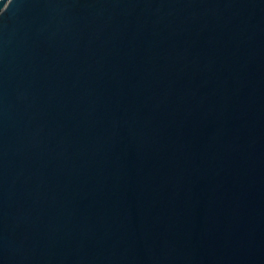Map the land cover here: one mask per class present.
Listing matches in <instances>:
<instances>
[{"label":"water","instance_id":"obj_1","mask_svg":"<svg viewBox=\"0 0 264 264\" xmlns=\"http://www.w3.org/2000/svg\"><path fill=\"white\" fill-rule=\"evenodd\" d=\"M0 264H264V0H0Z\"/></svg>","mask_w":264,"mask_h":264}]
</instances>
